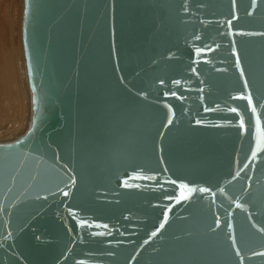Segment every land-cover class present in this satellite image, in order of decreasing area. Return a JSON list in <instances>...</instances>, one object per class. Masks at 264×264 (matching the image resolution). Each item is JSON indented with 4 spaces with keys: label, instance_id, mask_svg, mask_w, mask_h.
I'll return each instance as SVG.
<instances>
[{
    "label": "water",
    "instance_id": "1",
    "mask_svg": "<svg viewBox=\"0 0 264 264\" xmlns=\"http://www.w3.org/2000/svg\"><path fill=\"white\" fill-rule=\"evenodd\" d=\"M22 3L0 264H264V0Z\"/></svg>",
    "mask_w": 264,
    "mask_h": 264
},
{
    "label": "rangeland",
    "instance_id": "2",
    "mask_svg": "<svg viewBox=\"0 0 264 264\" xmlns=\"http://www.w3.org/2000/svg\"><path fill=\"white\" fill-rule=\"evenodd\" d=\"M21 4L22 0H0V141L26 128L29 103L21 69Z\"/></svg>",
    "mask_w": 264,
    "mask_h": 264
},
{
    "label": "bare ground",
    "instance_id": "3",
    "mask_svg": "<svg viewBox=\"0 0 264 264\" xmlns=\"http://www.w3.org/2000/svg\"><path fill=\"white\" fill-rule=\"evenodd\" d=\"M22 5L23 3L21 4V14H22ZM20 30H21V15H20ZM22 47V45H21ZM22 58H23V50H22ZM23 67H24V83H25V88H26V97H27V100H28V103H29V107L27 108V118H26V123H25V127H27V125L29 124V121H30V113H31V101H30V90L28 88V85H27V78H26V71H25V64H24V58H23V66L21 65V69L23 71ZM28 105V104H27Z\"/></svg>",
    "mask_w": 264,
    "mask_h": 264
},
{
    "label": "snow or ice",
    "instance_id": "4",
    "mask_svg": "<svg viewBox=\"0 0 264 264\" xmlns=\"http://www.w3.org/2000/svg\"><path fill=\"white\" fill-rule=\"evenodd\" d=\"M252 2L253 4H255V0H252ZM233 111H235V109H233ZM199 191H206V189H199ZM64 195H67V192H65ZM161 227H163V225H161ZM153 235H155V233H153ZM261 254L264 255V253H261Z\"/></svg>",
    "mask_w": 264,
    "mask_h": 264
}]
</instances>
